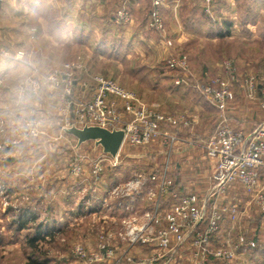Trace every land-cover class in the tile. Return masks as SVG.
<instances>
[{"label": "rangeland", "instance_id": "rangeland-1", "mask_svg": "<svg viewBox=\"0 0 264 264\" xmlns=\"http://www.w3.org/2000/svg\"><path fill=\"white\" fill-rule=\"evenodd\" d=\"M56 1L70 6L84 22L69 25L61 35L60 25L56 24L61 16L59 9L44 10L42 25L27 18L16 20L12 12L0 20V49L12 55L20 52L29 63L0 57V73L5 72L6 76L0 86V264H28L34 258L45 260L46 264H83L73 250L82 244L91 254L99 251L98 238L110 227L114 212L97 198L104 197L113 185H121L140 171L148 174L160 170L168 163L169 175L178 185L204 195L211 188L216 168V161L204 149V141L220 123L249 134L264 122V0H239L238 16L234 19L239 24H233L231 32L221 37L217 34L222 29L219 25L222 27L230 14H217L219 23L206 24L202 30L182 26L187 35L174 25L177 14L170 12L172 7L167 4L163 7L168 10L166 30L142 28L145 42L134 48L127 44L128 39L132 44L138 41L134 16L133 22L117 25L110 12L95 11L96 0ZM121 1L116 0L115 9ZM183 1L180 17L185 23L191 0ZM135 2L129 4L130 10L133 5L138 6ZM144 2L146 8L140 20L145 14L148 19L152 10L151 1ZM181 54L188 55V75L174 69L159 73L169 59ZM229 61L238 69L236 80L224 71ZM66 63L74 68L76 95L89 98L93 93L92 81L88 87L80 85L88 74L114 79L135 91L147 104L172 115L176 122L163 127L175 132L178 141L170 146L162 137L138 146L126 142L117 159L103 154V149L91 140L77 146V139L62 129V91L44 77ZM132 68L141 72L135 74ZM215 76L229 81L232 88V97L223 106L213 103L195 86ZM177 77L180 84L175 83ZM34 79L40 83L39 90L21 95V88ZM35 119L38 125L33 134L28 124ZM228 188L223 197L233 190L231 195L237 197L229 194L228 200L234 197L233 203L239 204V212L227 213L223 221L225 228L232 230L228 238L234 244L239 234L246 235L239 233V227L248 228L253 234L262 222L257 213L264 208L256 201L253 189L240 182ZM260 189L264 192V172ZM149 205L141 199L136 209L142 211ZM28 209L35 219L20 229L19 214ZM261 214L264 216V212ZM114 216L117 220L119 211ZM40 224L53 235H46L37 251L27 240ZM263 228L258 233L264 236ZM214 244L221 245L222 238ZM180 257L175 264H190L189 253H181ZM250 257L248 254L240 259L216 260L214 264L249 263ZM111 263L108 258L100 264Z\"/></svg>", "mask_w": 264, "mask_h": 264}, {"label": "built area", "instance_id": "built-area-1", "mask_svg": "<svg viewBox=\"0 0 264 264\" xmlns=\"http://www.w3.org/2000/svg\"><path fill=\"white\" fill-rule=\"evenodd\" d=\"M134 1H121L114 13L115 24L133 22L129 4ZM150 1L152 10L147 25L164 32L166 23L162 9L178 0ZM196 1L202 4L206 13L211 14L222 0ZM0 57L27 63L20 52L12 55L0 49ZM167 64L185 74L190 70L187 54L171 58ZM224 71L236 80L238 69L234 63L226 62ZM44 77L52 87L62 91V127L99 125L108 129H123V145L126 142L133 146L144 145L162 137L170 146L179 139L175 132L164 130L163 127L176 122L172 115L147 104L135 91L114 79L100 74H88L80 85L88 87L92 81L94 91L89 98H84L75 94L74 85L77 80L70 64L55 67ZM5 79V72L0 73V86L4 85ZM175 83H181L180 77L176 78ZM195 86L219 106H223L232 97L229 81L221 76L209 78L205 84ZM39 87L40 83L34 79L21 88L20 94L27 91L36 93ZM28 125L31 133L35 134L38 121L31 120ZM203 146L207 155L216 161L208 192L199 195L180 190L177 180L169 175L168 163L160 170L148 174L140 171L121 185H113L104 197L97 198L114 212L111 213V225L98 238V252L91 254L82 244L74 248L73 252L80 261L83 264H100L111 258V264H175L181 253L187 251L190 264H211L213 260L229 261L246 257L256 246V241L244 234H239L234 244L230 243V239L218 246L214 243L223 234L225 215L239 212L238 203L221 202L229 185L240 182L253 189L256 201L264 208V192L260 189L264 172V122L249 134L229 124L220 123ZM118 155L112 158L117 159ZM141 199L150 205L138 211L136 203ZM117 211L120 216L115 220Z\"/></svg>", "mask_w": 264, "mask_h": 264}, {"label": "crops", "instance_id": "crops-1", "mask_svg": "<svg viewBox=\"0 0 264 264\" xmlns=\"http://www.w3.org/2000/svg\"><path fill=\"white\" fill-rule=\"evenodd\" d=\"M52 1H54V0H52ZM52 1L51 0H1L2 5H1V9H0V20H2L4 17L9 16V13L12 12V13H14V18L16 20L20 19L21 21H23L27 18V20H33V21L35 20V22H38V25H42L43 22L45 21L43 19L44 17L42 16L44 10L59 9L61 16L57 18L56 24L60 25L61 35L65 31H67V27L69 25L77 24L79 26V24L81 22H84V21H81L83 19H81L80 16L79 17L75 16L74 11H72L70 6L64 7L62 3H59L56 0L55 1L57 3H53ZM94 2H95L94 3L95 6H97L95 11L97 10L99 13L103 12L105 14V12L108 11V12H110V15H111L116 10L115 9L116 5H117V3L115 4L116 0H96ZM183 2H184L183 0H178V2L169 3L172 7L169 11L174 12V14H177L174 16L175 17L174 25L181 31V33L183 32V34H187V32L184 30V27H182V26H185V23L182 22L181 17H180L181 11L183 9ZM135 3H137L138 6L133 5L132 9H133V16L135 18L134 29L136 28L135 29V31H137L136 32V34H137L136 39L138 41L136 42V44H132L133 42H131L130 39L127 40L128 41L127 44L133 48H134V46L139 45L140 43L143 45L145 42L146 38L144 36H142V34L144 32L142 28L147 27L146 20H147V15H148V14H145L144 17L140 20L139 16L142 15L143 10H145V8H146L143 5L145 2H144V0H137ZM238 9H239V0H224L222 5H221V8H219V9L217 8L214 11V16L217 17V14H220L221 16L225 15V14H230V20H232L234 22V19L237 18V16H238ZM167 11L168 10H165L163 8L164 16H165V13ZM103 13H102V15H103ZM97 16L100 17L101 15H97ZM164 19L166 21L165 23L167 24L168 21L166 19V16L164 17ZM136 20H138V21H136ZM234 24L238 25L239 21L237 20L236 22H234ZM82 25H83V23H82ZM171 26H172V24H171ZM187 35H189V34H187ZM163 76H165V75H163ZM214 125H212L213 128H214ZM244 130L246 132L250 131L249 129H244ZM177 185H178V183H177ZM235 186L236 185H234L231 188H234ZM179 189L184 191V192L186 191L183 189V186H181V185L179 186ZM228 190H229V188L227 189V193H228ZM232 193H233V190H230L229 194L231 195ZM229 194L226 197H222V199H221L222 203L230 204L231 202H233L234 197H237L236 195H231V196H234L233 198L232 197L230 198V199H232V201L228 200L230 197ZM225 199H227V200H225ZM66 201H70V200H66ZM262 212H264V209L262 210ZM261 213H257V214L258 215L260 214L259 216L261 218L259 221H261V219H262V222L259 224V226H257L256 229L253 230L254 231L253 234L251 233V231L247 230L248 228L241 229V227H239V229H240L239 233L246 232V235L249 239H254L256 241V246L249 253V254H251V257H250L251 262L250 261H249V263L243 262L242 264H264V236H263V234L261 235V233H258V229L260 232L261 231L260 228H263V226H264V219H263L264 216H262ZM257 223H259V222L257 221ZM222 228H223L224 233L222 234L221 238H222V244H224L226 242V240L230 238V232L232 230L226 229L224 223L222 224ZM186 253H189V251H187ZM215 261L216 260H213L211 264H214ZM243 261H245V259H243Z\"/></svg>", "mask_w": 264, "mask_h": 264}, {"label": "trees", "instance_id": "trees-1", "mask_svg": "<svg viewBox=\"0 0 264 264\" xmlns=\"http://www.w3.org/2000/svg\"><path fill=\"white\" fill-rule=\"evenodd\" d=\"M135 1H137V0H135ZM223 1L224 0L221 1V3L214 9V11L217 8L218 9L221 8V5H222ZM239 4H240V1H239ZM187 8H189V14L190 15L185 19V25L186 26L188 25V26H190V27H192V28H194L196 30H202V28L205 27L206 24H208V26H209V24H213V23H217L218 24L219 23V19L214 16V11L211 14L210 13H206L204 8H203V6H202V4L200 2H198V1H196V0H192L191 3L188 4ZM131 11L133 13V9L132 8H131ZM199 13H200V16L198 15ZM113 18H114V13L112 14V20H113ZM147 24H148V19L146 20V25ZM233 24H234V22L232 20H230V19L229 20H223L222 27H221V24L219 25L220 28H222V29H219L217 31V34L220 37L224 36V34H229L231 32L230 29L233 26ZM168 69L169 70H173L172 68H170L168 66V64H165L164 67H161V69L159 70V73H163L165 71L168 72ZM131 72H133L135 74H139L141 72V70L132 68ZM33 219H35V216H34L33 212H31V210L28 209V210H25V211L21 212L19 214V228L20 229L25 228L27 223L29 221L33 220ZM48 234H51L50 236L53 235L48 227H47V229H44L43 226L40 224L36 228V232H35L34 236L28 237L27 242H28L29 246H31L34 250L38 251V250H40V248H42L40 244L43 241H45V237ZM28 264H46V261L45 260L41 261L38 258H34L33 260L29 261Z\"/></svg>", "mask_w": 264, "mask_h": 264}, {"label": "water", "instance_id": "water-1", "mask_svg": "<svg viewBox=\"0 0 264 264\" xmlns=\"http://www.w3.org/2000/svg\"><path fill=\"white\" fill-rule=\"evenodd\" d=\"M0 0V9H1ZM63 131L77 139V146L86 142L94 141L96 146H100L104 153L116 157L124 142L125 131L123 129H108L99 125L64 126Z\"/></svg>", "mask_w": 264, "mask_h": 264}, {"label": "clouds", "instance_id": "clouds-1", "mask_svg": "<svg viewBox=\"0 0 264 264\" xmlns=\"http://www.w3.org/2000/svg\"><path fill=\"white\" fill-rule=\"evenodd\" d=\"M136 187H138V185H136Z\"/></svg>", "mask_w": 264, "mask_h": 264}]
</instances>
